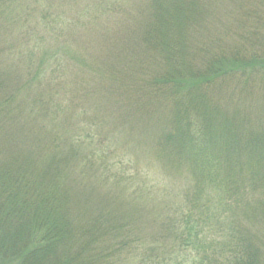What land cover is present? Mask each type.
Segmentation results:
<instances>
[{"label":"rangeland","instance_id":"rangeland-1","mask_svg":"<svg viewBox=\"0 0 264 264\" xmlns=\"http://www.w3.org/2000/svg\"><path fill=\"white\" fill-rule=\"evenodd\" d=\"M110 2L114 6L115 0ZM74 3L73 0H8L4 11H0V72L3 75L0 79L6 83L2 91L16 93L18 101L24 105L22 107L27 106L28 109L22 111V116L29 109L37 114L33 117L35 123H32L31 131L26 135L27 140L30 139L40 151L57 159L63 152L57 136L66 132L61 131L68 120L78 121L83 116L87 119L93 113L97 118L102 115L98 110L94 111L98 107L102 108V103L98 106L94 104L99 102L97 98L85 100L83 96H76L73 99L69 93L71 86H68L67 92L58 90L59 83L66 80L64 75H49L55 69V47L71 43L72 53L65 61H68L70 67L75 65L78 71L85 70L84 74H89L87 89L99 96L100 93L106 94V98L115 99V104L127 101L125 95L130 92L141 93L154 104L150 108L152 118L163 119L166 116L165 121L161 119L160 125L168 134L173 133L175 120L177 123L181 120L179 117L174 120L176 113H189L196 109L195 106H200L202 114L211 115V134L215 137L211 146L217 151L215 163L210 170L194 163L196 171L189 157L191 155L186 152L181 164L186 173L181 177L176 174L177 169H172L173 174H169L146 160L136 163L138 167L133 168L129 175L106 172L104 166L96 167V174H87L85 180L78 181L80 184L76 186L79 191L77 195L70 197V204L75 206L71 213L75 231L81 232L95 225L100 220L99 213H94L95 208H100L99 205L102 207L103 203L109 201L110 207L123 208L120 216L124 220L128 215L138 223L108 232V241L111 243L108 255L112 258L107 256L108 259L102 264H172L168 255L166 258L158 257L154 253L150 254V249L162 248V245H157L158 242L164 240L171 243L174 239L176 242L171 245L175 251L184 253L185 242L178 241L177 234L183 237L188 225L186 220L183 222L178 209L183 208V212L185 208L189 209L190 199L198 193L200 202H206L202 214H212L208 217H213V225L231 229L237 224H248L244 228L248 227L254 239L260 243V264H264V204L259 207L253 201L261 199L264 203V0H120L119 11L112 14L116 15L115 21L109 22V17L102 14V10L106 8L104 3L97 4L100 15L96 19L88 14L82 19V25H78L79 21L73 24V28L62 29L60 24L46 21L44 11L50 6L70 5L67 15H76ZM179 31L183 34H179ZM168 45L174 49L168 51ZM185 45L189 49L184 48ZM116 47H120L121 52ZM30 48H33V52ZM82 52L86 54L87 61L79 60ZM122 54L126 55L121 56ZM133 57L136 65L135 79H143L150 84L144 87L135 85L126 91H122V84L118 88H110L108 70L120 69ZM242 64L246 66L242 67ZM171 70L177 73L174 79L167 76ZM198 70L205 74L221 73L223 76L213 89L206 87V99L202 106L185 105L175 100L173 97L188 86L183 84L188 83L187 79L183 83L177 81L200 74L197 73ZM70 77L69 81L76 79L74 75ZM131 77L119 75V78L125 80ZM41 92L47 95L43 102L40 94L38 95ZM48 94L55 97L56 103L53 104L52 97L48 99ZM81 100L84 102L83 106ZM82 109H85L84 113L81 112ZM17 110L21 111L22 108ZM111 110L119 116L116 112L119 113L120 109L115 105H112ZM232 111L243 115L246 121L245 131L235 127L234 119L229 113ZM95 116H91L90 120ZM172 116L173 120L169 119ZM235 118L241 122V118ZM230 120L233 121L231 131ZM225 122L229 123L226 131L231 141H228L230 145L223 143L221 146L218 139H221L219 136ZM106 123L103 122L105 125ZM216 123L219 124L215 126ZM27 125L31 127L30 124ZM108 130L104 128L102 131L103 138L110 135ZM247 132H252L251 137L247 136ZM125 133H120L121 138ZM174 138L175 135L169 137L171 144L183 140L179 135H176L177 139ZM84 141L77 144L83 154L92 156L91 150H95V155L98 154L97 145L93 146L90 140ZM141 153L144 152L132 151L136 162L139 160L136 154ZM149 154L146 152V157ZM94 158L98 163L100 157L96 155ZM64 168L66 167H59V176ZM253 169L255 172H251ZM124 189H134L136 192L127 198L130 202L135 201L134 209H129L128 204H119L117 194ZM140 189H148L149 194H138ZM228 189H232V194L242 193L243 197L251 195L253 200L237 208L228 199ZM83 191L92 193L91 206L87 205V209ZM188 193L191 197H188ZM123 197L129 203L125 193ZM85 210L92 215L82 219L80 213ZM252 213L256 214L254 217H260L254 223L256 228L250 221L254 218ZM141 216H145L146 220L139 219ZM220 227L212 230V235H206L220 233ZM228 239L232 242L234 238L231 235ZM116 243L118 252L113 253ZM150 243H153L152 247ZM179 261L180 258L176 263L173 261V264H180ZM0 264L8 263L0 259Z\"/></svg>","mask_w":264,"mask_h":264},{"label":"trees","instance_id":"trees-1","mask_svg":"<svg viewBox=\"0 0 264 264\" xmlns=\"http://www.w3.org/2000/svg\"><path fill=\"white\" fill-rule=\"evenodd\" d=\"M7 1L0 0V11H4ZM73 1L77 8L76 15H67L66 11L70 5L50 6L49 9L44 11L46 21L49 20L53 24L58 23L62 26V29L73 28V24L76 22L80 21L78 25H82V19L88 14L96 19L100 15L98 14L97 4L104 3L106 8L102 10V14H106L109 17V22H111L115 21L116 16L112 14L117 13L120 7V0H115L114 6L110 0ZM179 34L182 35L183 33L179 31ZM68 40L70 41V37ZM72 46L71 43L70 45L65 43L55 47L53 54L56 62L53 66L55 69L49 75L54 76L55 73L64 75L66 80L64 83H59L58 90L59 92H67L68 86H71L69 93L73 99L76 96H83L85 100L97 98L96 100L99 102L94 104L98 106L102 103V108L98 107L94 111L98 110L102 115L97 118L93 113L90 115V117L95 116V118L92 117V120H90V117L85 119L84 116L78 121L71 122L68 120L66 127L61 131L66 132L57 136L63 150L57 159L49 153H45V151H40L39 147L30 139L27 140L26 135L31 131L32 123H35L33 117L37 114L29 109L27 114L22 116V111L28 109L27 106L22 107L24 105L18 101L16 93L11 94L8 91H2V87L6 83L0 79V259L6 260L8 264H32L34 261L35 264H102L107 256L112 258L111 255H108L110 252L108 247L111 245L108 241V232L122 226H124L123 228L132 227V225L138 223L135 219H130L128 215L125 216L124 220L120 216L123 211L122 207H110L109 201H107V203H103L102 207L99 205L100 208H95L96 212L94 211V213L98 212L100 219L95 222V225L86 230L83 229L81 232L75 231L73 228L71 213H73L72 208L75 206L70 204V197L77 195L79 190H77L76 185L80 184L78 181L85 180L87 174H96V167L104 166L106 172L112 171L129 175L133 168L138 167L136 163L140 164L141 160L143 162L146 160L153 166L165 169L169 174H173L172 169H177L178 173L176 174L181 177L186 173L185 168L181 167L186 152L191 155L189 157L193 168L195 163L197 165L201 164L207 170H210L211 165L215 163L217 151L211 146V143L215 140L214 135L211 134V115L209 113L202 114L199 105L202 106V102L206 99V95L204 96L206 87L210 86V89H213L223 74H208L209 72L205 74L198 70L197 73L200 74L177 81L183 83L187 79L188 83L183 84L188 86L182 88V92H179L173 98L185 105L192 104L199 107L195 106L196 109L190 110L189 113L173 114L174 120L179 117L182 121L179 120L180 122L177 123V120H175L173 133L168 134V132L165 133L166 131L162 130L160 125L162 117L159 119L151 117L150 108L154 104L148 97L144 98L145 96L141 93L132 94V92H128L129 94H124L128 98L127 101L115 104V99L106 98V94L100 93L99 96L98 93L94 94V91L87 89L89 74L85 75V70H82L81 67L82 71H78L75 65L70 67L68 61H65V58L72 53ZM184 48L189 49L186 45ZM30 49V51L33 50V48ZM116 49L117 51L122 50L120 47H116ZM173 49L168 45V51ZM235 52H233L234 56H236ZM123 55L126 54L121 56ZM78 58L80 61L88 60L84 52ZM113 61H115V57ZM133 62L134 57L122 65L120 69L116 71L108 70L107 78L110 82V88L115 86L118 88L121 86L119 84H122V91H126L135 85L144 87L150 84L143 79L138 81L135 79L136 65ZM70 75H74L76 79L69 81L71 79ZM119 75L122 77L131 75L132 77L125 80V78H119ZM1 76L3 75L0 72ZM167 76L174 79L177 77V73L171 70ZM148 77H150L149 72ZM39 94L42 97L41 102H43V98L47 95L45 96L44 92ZM194 96H196V99L193 100ZM50 97L53 99V104L56 103L55 97L48 94V99ZM110 102L112 103L109 105ZM80 103H82V106L84 105L82 100ZM87 103L90 104V101ZM112 105L120 109L119 113L114 111L119 116L112 112ZM40 112H43V110ZM81 112L84 113L85 109H82ZM229 113L236 124L234 126L240 131H245L246 121L243 115L233 111ZM3 115L9 119H5ZM51 115L56 117L53 114ZM235 117L241 118V122ZM165 118L166 116L162 120L165 121ZM169 119L173 120V116ZM26 120L29 122H25ZM104 121L107 122L106 125L103 124ZM230 123L229 131L232 129L233 121ZM27 124H30L31 127ZM217 124L219 123H216L215 126ZM226 126L228 128L229 123H224L219 136L221 139H218L221 146L223 143L230 145L228 141L231 140L226 131ZM104 128H108L110 133L106 138H103L102 131ZM76 131L78 132L76 133ZM123 132L126 133L121 138ZM174 135V140L177 139L176 135L181 136L183 140L174 142V145L171 144L169 137ZM251 135L252 132H247L248 137H251ZM81 140H90L93 146H98V154L96 153L100 157L98 163L97 159L94 158L96 156L95 150L90 151L93 154L92 156L87 153L83 154L80 151V145L77 144H80ZM138 150L145 154H136L139 158L136 162L137 160L133 159L132 151L136 152ZM237 150L242 154L240 149L237 148ZM146 152L150 153L149 157H146ZM102 156L106 159H103ZM54 166L55 169H53ZM59 167H66L60 176ZM194 171H196V168H194ZM251 172H255V170L253 169ZM121 192L125 193L127 199L131 197V194L136 193L134 189L120 190L117 194L120 205L128 204L129 209H134L135 201L130 202L127 199L129 202L127 203L123 197L124 193ZM138 194L146 196L149 192L148 189H140ZM227 195L230 203L233 202L234 205H237V208L245 206L253 200L250 198L251 195L248 198L243 197L242 193L239 192L232 194V189H228ZM82 196L86 201L87 209V205L91 206L92 193L83 191ZM188 197H191L190 193H188ZM253 201L259 207L264 204L261 199ZM220 203H223V201ZM205 205L206 202H200L199 195L196 193L189 201V209L185 208V212H183V208L178 209L183 222L186 220L188 225V230L183 237L177 234L178 241L185 242L183 254H179L180 250L175 251V248L171 245V243L176 242L174 239L171 243L164 240L158 242L157 245L163 247L151 248L150 254L154 253L158 257L165 258L168 255L172 264L173 261L176 263L179 258L178 263L180 264H260V243L254 239L248 227L244 228L248 224L242 225L239 223L240 225L232 226L231 229L215 226L211 221L213 217H208L212 214H202ZM193 208L197 209L193 210ZM80 215L84 219V217L88 218L92 214L90 211L85 210ZM251 216L254 217L256 214L252 213ZM139 219L146 220L145 216H141ZM258 219L260 220L259 216L251 218L250 221L253 227H255L254 223H257ZM218 227L222 229L220 233H215L214 236L206 235V233L212 235L211 231ZM231 235L234 239L229 242L230 239L228 238ZM117 245L116 243L113 253L118 252L116 251ZM152 246L153 243H150V247ZM187 249L190 251L188 252ZM192 253L194 254L191 255Z\"/></svg>","mask_w":264,"mask_h":264}]
</instances>
